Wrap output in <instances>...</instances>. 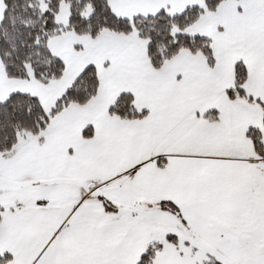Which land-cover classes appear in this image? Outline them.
<instances>
[{"label":"snow or ice","instance_id":"1","mask_svg":"<svg viewBox=\"0 0 264 264\" xmlns=\"http://www.w3.org/2000/svg\"><path fill=\"white\" fill-rule=\"evenodd\" d=\"M0 264H264V0H0Z\"/></svg>","mask_w":264,"mask_h":264}]
</instances>
